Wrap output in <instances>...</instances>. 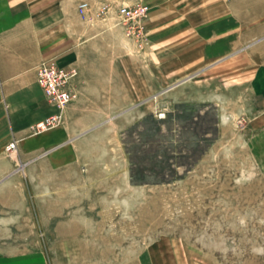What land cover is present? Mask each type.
<instances>
[{"label":"rangeland","instance_id":"374dc122","mask_svg":"<svg viewBox=\"0 0 264 264\" xmlns=\"http://www.w3.org/2000/svg\"><path fill=\"white\" fill-rule=\"evenodd\" d=\"M137 3L146 10L132 34L117 8ZM230 3L76 0L85 22L76 23L79 44H89L83 29L93 28L108 33L92 44L115 47L118 29L144 49L151 11L166 17L156 21L161 29L205 24L230 9L235 15L215 28L235 33V51L139 102L123 132L131 184L113 168L69 190L67 169L37 165L0 129V264H264V78L259 94L250 83L264 64V0Z\"/></svg>","mask_w":264,"mask_h":264},{"label":"crops","instance_id":"0c3cea01","mask_svg":"<svg viewBox=\"0 0 264 264\" xmlns=\"http://www.w3.org/2000/svg\"><path fill=\"white\" fill-rule=\"evenodd\" d=\"M230 1L223 3L232 5ZM75 5L76 0H0V129L8 139L18 138L25 156L34 155L37 165L67 169V179L73 182L69 190L86 188L92 180L113 173V168L131 184L132 163L123 139L126 119L139 102L151 101L235 51V33L220 34L215 28V22L230 20L235 13L217 11L205 24L181 28L164 24L157 29L156 21L166 17L151 11V44L137 49L125 43L118 29L115 47L92 44L108 33L93 28L83 29L89 44H79L75 27L83 21ZM49 58L77 69L69 83L75 96L62 109L60 124L29 134L31 122L56 110L35 75L36 64ZM188 61L192 67L187 72ZM260 67L250 80L254 86L263 84L264 64ZM261 91L256 86V94Z\"/></svg>","mask_w":264,"mask_h":264},{"label":"built area","instance_id":"2783aa9c","mask_svg":"<svg viewBox=\"0 0 264 264\" xmlns=\"http://www.w3.org/2000/svg\"><path fill=\"white\" fill-rule=\"evenodd\" d=\"M86 5H80L81 12H85ZM107 5L99 7L98 14L106 13ZM146 6L141 3L135 5L121 4L117 8L119 14V22L122 24L126 32L134 34L133 27L138 28V20L140 16L145 13ZM130 30V31H129ZM75 68H64L59 66L52 58L42 60L36 65L37 82L46 97L56 108L54 112L44 116L32 124L31 128L34 133L42 132L51 127L58 125L61 122V110L66 106L75 96L74 91L69 86L71 79L76 75ZM8 149L14 151L16 149V141L11 140L8 144Z\"/></svg>","mask_w":264,"mask_h":264},{"label":"bare ground","instance_id":"6f19581e","mask_svg":"<svg viewBox=\"0 0 264 264\" xmlns=\"http://www.w3.org/2000/svg\"><path fill=\"white\" fill-rule=\"evenodd\" d=\"M60 113H62V110H61V112Z\"/></svg>","mask_w":264,"mask_h":264}]
</instances>
